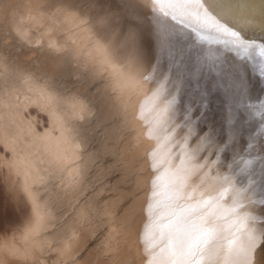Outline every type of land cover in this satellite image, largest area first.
Instances as JSON below:
<instances>
[{
    "label": "snow or ice",
    "instance_id": "1",
    "mask_svg": "<svg viewBox=\"0 0 264 264\" xmlns=\"http://www.w3.org/2000/svg\"><path fill=\"white\" fill-rule=\"evenodd\" d=\"M54 6L51 0H43L40 13L27 15L37 19ZM139 7L188 29L197 44H215L235 54L255 77L253 85L247 74L234 71L246 95L253 86L264 90V43L244 39L242 28L237 27L248 13L249 0H141ZM136 19V26L123 32L101 19L87 31L86 23L78 25L79 40L60 37L63 43L57 44L49 38V51L76 67L88 88L95 87L91 99L79 89L58 85L55 76L28 74L0 80V98L21 85L38 90L54 118L51 133L39 139H0V169L7 167L14 174L29 206L19 238L0 246V264H72L78 253L76 241L84 230H103L97 251L102 259L97 264H255L257 249L264 245V215H254L250 209L264 206V157L242 156L235 170L221 174V154L227 160L232 151V138L225 142L222 132L219 141L205 137L192 150H184L185 137L179 163L172 164L174 145L161 151L171 139L169 113L179 103V94L198 89L200 83L193 84L179 69L170 76L171 70L166 71L155 54L151 31L144 29L139 16ZM21 24L10 22L9 31L29 43ZM208 59L214 67L215 54ZM148 85L152 88L145 94ZM206 95L205 90L202 96ZM157 101L163 103L158 110ZM97 102L100 107L94 110ZM246 107L259 119L264 136V100ZM97 111L111 123L114 161L108 175L112 181L81 203L79 195L91 186V169L84 157L90 142L86 124ZM4 120L0 114V127ZM138 129L156 142L155 147L141 151ZM161 132L166 133L162 138ZM253 147L249 143L248 148ZM143 163L152 173L150 195L147 220L135 234L133 254L128 243L134 235L135 213L127 202L141 188ZM213 183L219 187L211 191ZM70 198L75 200L73 213L65 219L57 211ZM121 205L125 207L118 214ZM3 212L0 206V217Z\"/></svg>",
    "mask_w": 264,
    "mask_h": 264
},
{
    "label": "bare ground",
    "instance_id": "2",
    "mask_svg": "<svg viewBox=\"0 0 264 264\" xmlns=\"http://www.w3.org/2000/svg\"><path fill=\"white\" fill-rule=\"evenodd\" d=\"M55 5L47 9V15L30 19L29 12L40 13L43 0H0V80L35 74L36 76H55L58 85L71 89L81 90L89 99L95 93V87L88 88L79 78L76 67L68 63L66 58L49 51L47 45L49 38L57 44L63 43L60 37H71L79 40L81 32L78 25L85 24L88 29L97 27L98 20H106L119 32L135 27L136 17H140L144 29L151 31V43L156 56L165 66L170 76L179 69L186 79L193 84L199 80L200 87L186 90L178 95L179 103L169 113L167 124L171 139L165 143V151L172 147V164L179 163L181 145L188 137L187 148L196 149L205 137L211 138L215 143L221 139L225 142L231 137L232 148L227 160L218 165L221 174H230L236 169L237 162L243 156L245 159L264 157V137L260 134V121L253 116V111L246 107L243 100L254 99L261 96L256 86L250 88L248 94L243 92L234 71L239 69L247 74L249 81L255 85L251 73L245 69L244 62L237 59L235 54L217 48L215 44H197L194 35L188 29H181L175 22L157 16L155 13L139 7L141 0H51ZM20 20L23 32L30 37L29 43H23L10 33L9 24ZM53 27L55 34H53ZM237 27L242 28V36L248 41H255L264 31V0H249V10ZM207 35V33H203ZM255 39V40H253ZM41 41V44H37ZM263 43V42H262ZM215 54V66L208 59ZM191 57V59H189ZM243 63V65H242ZM187 65V67H185ZM211 69V70H210ZM146 86L145 94H150ZM206 96H202L204 91ZM246 100V99H245ZM206 104V107L204 105ZM100 107L97 102L94 110ZM163 107L162 101H157V109ZM191 109L189 113L188 109ZM155 112V110H154ZM203 113V115H201ZM0 114L5 116L3 127H0V139H16L24 142L28 139H39L51 133L53 116L46 100L38 90L28 91L21 85L10 95L0 98ZM154 114V113H153ZM179 125V127H177ZM90 142L84 150L85 160L90 165L89 177L91 186L84 189L78 199L81 203L93 198V193L108 185L112 177L108 170L112 168L114 156L111 151L112 133L111 123L106 122L100 111L87 122ZM173 128L175 131L173 132ZM191 129L192 134L189 133ZM143 143L141 151L146 152L155 147L156 142L144 138L143 129H138ZM166 133L161 132V138ZM249 143L254 147L250 150ZM250 152V155H249ZM201 156L205 153H200ZM90 157V159H89ZM209 156L208 159H214ZM229 165L231 167H229ZM259 167L257 164L255 177L259 180ZM151 171L143 163L141 188L135 198L127 203L134 210L133 238L128 243L129 249L135 253V234L142 231L147 220V198L150 195ZM215 175V170L213 171ZM238 179H240L238 177ZM14 174L7 167L0 169V206L4 212L0 217V246L13 242V237L20 236L29 213V206L21 187L15 183ZM103 182V184L100 183ZM131 187V185H129ZM219 187L213 183L211 191ZM256 198L259 199V193ZM75 200L70 198L68 203L62 204L57 215L68 219L73 213L72 204ZM115 207V205H114ZM124 205L116 208L119 214ZM254 215H264V206L253 205L250 209ZM259 227V225H257ZM103 230H84L76 245L78 253L72 264H97L99 258L97 251L103 239ZM132 257L129 256L128 259ZM139 260V257H136ZM255 264H264V245L257 249Z\"/></svg>",
    "mask_w": 264,
    "mask_h": 264
},
{
    "label": "water",
    "instance_id": "3",
    "mask_svg": "<svg viewBox=\"0 0 264 264\" xmlns=\"http://www.w3.org/2000/svg\"><path fill=\"white\" fill-rule=\"evenodd\" d=\"M260 32L264 33V31H260ZM253 40H255V39H253ZM255 41H258V42L261 41V42H259V44L262 43V42L264 43V34H260L258 36V38H256ZM242 65H243V63H242ZM243 66H245V65H243ZM246 68L247 67L245 66V69ZM247 70L249 71V73H251V69L250 68H247ZM252 78H253V81H254L253 83L255 84V77L252 76ZM256 89L258 90V93L260 92V95H261V96H259L260 99L258 101H255L254 99H250V98H247V96H245L246 100L245 99L243 100V103L246 104L245 106H247L248 104H258L260 102V100H264V94H262V93H264V90L260 89L259 87H256Z\"/></svg>",
    "mask_w": 264,
    "mask_h": 264
}]
</instances>
